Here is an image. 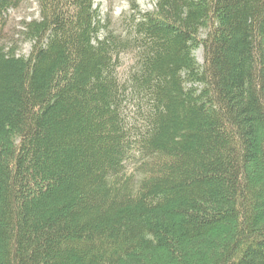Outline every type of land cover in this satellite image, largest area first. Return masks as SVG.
Returning <instances> with one entry per match:
<instances>
[{
  "label": "trees",
  "instance_id": "1",
  "mask_svg": "<svg viewBox=\"0 0 264 264\" xmlns=\"http://www.w3.org/2000/svg\"><path fill=\"white\" fill-rule=\"evenodd\" d=\"M20 2L0 0V264H264V0L133 5L126 37L94 0H39L27 56L2 42Z\"/></svg>",
  "mask_w": 264,
  "mask_h": 264
},
{
  "label": "rangeland",
  "instance_id": "2",
  "mask_svg": "<svg viewBox=\"0 0 264 264\" xmlns=\"http://www.w3.org/2000/svg\"><path fill=\"white\" fill-rule=\"evenodd\" d=\"M135 1V2H133ZM157 0H95V7L99 9L102 16L109 17L111 30L115 35L125 36L126 29L129 28L128 19L131 17V5L134 4L144 12H153ZM40 16L39 0H21L18 7L13 8L7 14V25L4 29V38L2 40L6 45H16L20 48L18 52L27 56L31 50V44L24 40L21 33L23 29L22 22L36 19ZM126 37V36H125ZM196 59L203 63V50L199 48L195 51ZM136 53L133 48L121 52L120 65L118 67V77L126 81L130 72L136 65ZM252 171L260 172V164L252 166Z\"/></svg>",
  "mask_w": 264,
  "mask_h": 264
}]
</instances>
